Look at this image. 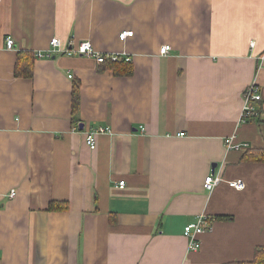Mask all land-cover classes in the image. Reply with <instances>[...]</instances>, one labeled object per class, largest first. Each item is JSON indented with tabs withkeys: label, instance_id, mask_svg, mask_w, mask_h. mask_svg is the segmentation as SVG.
<instances>
[{
	"label": "crops",
	"instance_id": "crops-1",
	"mask_svg": "<svg viewBox=\"0 0 264 264\" xmlns=\"http://www.w3.org/2000/svg\"><path fill=\"white\" fill-rule=\"evenodd\" d=\"M54 37L131 61L37 57ZM20 52L34 54L31 77L15 74ZM252 84L262 119L244 121ZM99 127L113 133L93 150ZM232 136L248 148L227 150ZM251 150L264 151V0H0V264L252 261L264 160L243 159ZM212 172L224 180L207 191ZM201 214L212 228L190 251L184 227Z\"/></svg>",
	"mask_w": 264,
	"mask_h": 264
},
{
	"label": "built area",
	"instance_id": "built-area-1",
	"mask_svg": "<svg viewBox=\"0 0 264 264\" xmlns=\"http://www.w3.org/2000/svg\"><path fill=\"white\" fill-rule=\"evenodd\" d=\"M134 31H123L120 33L119 38L121 40H126L128 37L133 36ZM14 39L11 36L6 38V45L9 49L14 47ZM72 44V42H71ZM170 45H163L160 48V54L166 55L170 52ZM62 52L67 55H82L90 58H94L97 63L103 64L107 60L118 61L124 59L125 61H131V57L128 55H119V54H102L96 51L90 41H82L79 45L74 48H67L62 45L61 39L58 37H54L50 41V50L43 52H36L37 57H51L52 53ZM125 54V53H124ZM261 100V94L259 93V89L255 84L250 85L244 92V105H243V120L246 121L248 118L257 117L259 114L258 109L256 108V102ZM78 128V127H76ZM112 129L110 127H99L97 129H91L88 131L86 135V143L91 149H95L97 146L96 135L98 134H112ZM180 135H184V133H180ZM225 147L227 150L232 149H246L248 148V144H243V146L239 143L234 142V136L227 138L225 140ZM224 180L223 176L220 173L212 172L210 173L206 179L204 187L207 191H213L215 187L220 184ZM228 184L238 190H242L245 188L246 184L242 179H234L227 181ZM126 182L124 180L120 181L119 187L123 188ZM16 190L13 189L10 191L9 196L15 197ZM212 224L209 222L208 216L201 214L200 217L192 223L187 224L184 227V235L188 238V249L190 251L198 250L201 247V240L199 236L203 233L211 230Z\"/></svg>",
	"mask_w": 264,
	"mask_h": 264
},
{
	"label": "trees",
	"instance_id": "trees-1",
	"mask_svg": "<svg viewBox=\"0 0 264 264\" xmlns=\"http://www.w3.org/2000/svg\"><path fill=\"white\" fill-rule=\"evenodd\" d=\"M33 59H34V54H32L31 52H20L18 54L15 74L17 76H22V77L23 76L31 77L33 75ZM119 61L120 60L115 61V62H110V63L116 64ZM108 62L109 61L107 60L101 65H106V63ZM121 63H125L129 65V63L125 60H123ZM125 70H128V73L132 72L131 71L132 68L130 66H128ZM79 103H80L79 87L78 85H75L74 90H73V111H76L78 109ZM253 118H256L258 120L261 117L260 115H258L257 117H253ZM252 153L255 154V151L251 150V151L246 152L243 159H250L253 161L264 160V156H263L264 151H262V153L260 152L262 154L261 156H252ZM68 209H69V204L67 202L66 203L51 202L49 206V210H52V211H67ZM111 221H112V216H111ZM234 264H264V246H258L255 248L254 258L252 261L234 263Z\"/></svg>",
	"mask_w": 264,
	"mask_h": 264
},
{
	"label": "water",
	"instance_id": "water-1",
	"mask_svg": "<svg viewBox=\"0 0 264 264\" xmlns=\"http://www.w3.org/2000/svg\"><path fill=\"white\" fill-rule=\"evenodd\" d=\"M81 128H83V125H80ZM214 168H215V165H214Z\"/></svg>",
	"mask_w": 264,
	"mask_h": 264
},
{
	"label": "rangeland",
	"instance_id": "rangeland-1",
	"mask_svg": "<svg viewBox=\"0 0 264 264\" xmlns=\"http://www.w3.org/2000/svg\"><path fill=\"white\" fill-rule=\"evenodd\" d=\"M257 105V104H256ZM258 106V105H257ZM10 194V193H9Z\"/></svg>",
	"mask_w": 264,
	"mask_h": 264
}]
</instances>
